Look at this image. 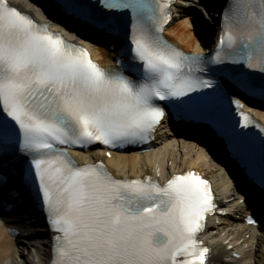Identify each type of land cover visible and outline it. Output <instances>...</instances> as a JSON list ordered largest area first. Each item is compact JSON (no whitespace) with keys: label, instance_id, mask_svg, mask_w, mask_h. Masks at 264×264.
Segmentation results:
<instances>
[{"label":"snow or ice","instance_id":"6c2138e0","mask_svg":"<svg viewBox=\"0 0 264 264\" xmlns=\"http://www.w3.org/2000/svg\"><path fill=\"white\" fill-rule=\"evenodd\" d=\"M172 3L61 4L110 36L121 34L130 12L121 55L131 67L105 68L82 45L0 0V210L21 209L25 230H38L23 211L27 202L44 214L51 234L45 264H211L210 248L197 238L216 210L207 179L192 171L164 184L152 176L121 179L103 162L81 165L67 151L145 142L169 113L227 135L213 108L222 95L241 118L233 136L237 127L264 132L228 87L264 101V0H228L211 56L187 54L164 37ZM234 154L264 197V154L259 165L239 149Z\"/></svg>","mask_w":264,"mask_h":264},{"label":"bare ground","instance_id":"6f19581e","mask_svg":"<svg viewBox=\"0 0 264 264\" xmlns=\"http://www.w3.org/2000/svg\"><path fill=\"white\" fill-rule=\"evenodd\" d=\"M195 1L179 0L175 4L174 9L184 11L179 14L181 18L171 21L166 33L187 50L203 52V43H209L210 37L216 34L213 27L218 25V22L216 15L212 13L219 3L217 0H202L209 8L204 13L199 8L193 10L188 7ZM40 12L46 15L45 10L41 9ZM198 13L201 14V19L197 16ZM112 49V45L104 47L97 44L93 48V54L99 60H105L108 55H114ZM255 112L264 121V111L256 109ZM194 132L216 149L220 148L218 142L206 131L195 129ZM219 152V157L224 158L222 150ZM110 153L111 156H106L100 149L77 151L82 160L105 161L110 170L118 176L133 178L150 175L166 180L174 173L188 170H198L206 175L213 181L221 197L220 206L203 233L213 249L211 264H264V229L261 226L245 224L239 207L233 215L226 211V206L235 207L231 199L232 180L219 163V157L212 155L204 146L196 141H184L182 134L176 137L168 130L149 151L140 153L126 150ZM258 205H264V201H260ZM24 212L27 218L33 220L34 215L32 216L29 210ZM17 216L20 217V212ZM262 219L264 226V216ZM4 221L5 219H0V264H34L37 260L39 264H45V260L50 256V235L46 228L35 224L38 230H25L20 226V234L13 239ZM236 253L240 254V257H237Z\"/></svg>","mask_w":264,"mask_h":264},{"label":"rangeland","instance_id":"374dc122","mask_svg":"<svg viewBox=\"0 0 264 264\" xmlns=\"http://www.w3.org/2000/svg\"><path fill=\"white\" fill-rule=\"evenodd\" d=\"M180 12H183V11H180ZM180 12L178 13L177 16H175V19L181 18V17L179 16Z\"/></svg>","mask_w":264,"mask_h":264}]
</instances>
